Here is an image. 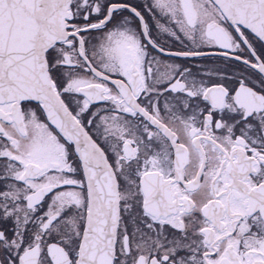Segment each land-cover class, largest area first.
I'll return each mask as SVG.
<instances>
[{"label":"snow or ice","instance_id":"snow-or-ice-1","mask_svg":"<svg viewBox=\"0 0 264 264\" xmlns=\"http://www.w3.org/2000/svg\"><path fill=\"white\" fill-rule=\"evenodd\" d=\"M0 264H264V0H0Z\"/></svg>","mask_w":264,"mask_h":264}]
</instances>
